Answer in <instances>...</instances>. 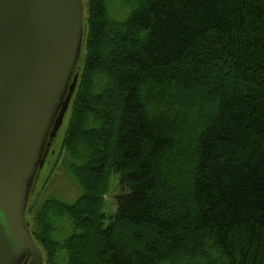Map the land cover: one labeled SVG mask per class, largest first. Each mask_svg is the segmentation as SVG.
Segmentation results:
<instances>
[{
  "label": "trees",
  "instance_id": "16d2710c",
  "mask_svg": "<svg viewBox=\"0 0 264 264\" xmlns=\"http://www.w3.org/2000/svg\"><path fill=\"white\" fill-rule=\"evenodd\" d=\"M86 5L63 145L82 192L43 200L45 263L264 264V0Z\"/></svg>",
  "mask_w": 264,
  "mask_h": 264
},
{
  "label": "water",
  "instance_id": "95a60500",
  "mask_svg": "<svg viewBox=\"0 0 264 264\" xmlns=\"http://www.w3.org/2000/svg\"><path fill=\"white\" fill-rule=\"evenodd\" d=\"M80 0H0V264L28 249L21 197L77 43Z\"/></svg>",
  "mask_w": 264,
  "mask_h": 264
},
{
  "label": "rangeland",
  "instance_id": "374dc122",
  "mask_svg": "<svg viewBox=\"0 0 264 264\" xmlns=\"http://www.w3.org/2000/svg\"><path fill=\"white\" fill-rule=\"evenodd\" d=\"M87 33L86 0H80L77 45L73 58L57 98L54 100L47 116L35 158L23 185L21 197L23 224L40 248L43 255V264H46L45 251L31 231L33 221L37 216L43 200L50 195H55L66 201L73 202L82 192L81 185L76 181L70 170L71 159L63 145L71 121L74 100L85 62ZM146 92H150V99H160L162 97L160 102L165 101L173 104L172 99L167 98L161 91L155 88H149ZM154 113L157 112L154 111ZM177 119L179 120V118ZM118 179V174L114 172L111 178L110 190L105 196L104 210L108 215L113 214L117 207L116 194L121 191ZM32 261L30 251L24 249L13 264H33Z\"/></svg>",
  "mask_w": 264,
  "mask_h": 264
}]
</instances>
